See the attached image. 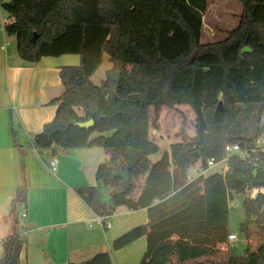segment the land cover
I'll use <instances>...</instances> for the list:
<instances>
[{"label": "trees", "instance_id": "obj_1", "mask_svg": "<svg viewBox=\"0 0 264 264\" xmlns=\"http://www.w3.org/2000/svg\"><path fill=\"white\" fill-rule=\"evenodd\" d=\"M242 3L238 25L225 38L200 41L207 0H9L1 4L10 21L7 35L16 38L19 56L27 62L63 54L80 56L78 65L62 66L63 92L52 100L54 118L32 137L37 151L84 149L93 131H112L105 146L109 161L100 163L96 184L76 187L84 203L98 215L119 206L145 208L148 222L112 241L121 249L141 236L146 251L139 264H264V258L240 253L221 256L226 244L229 202L244 196L239 231L249 238L256 225L264 233V152L229 157L227 171H215L188 182L198 161L220 160L225 145L252 147L264 134V0ZM36 33L35 41H31ZM105 52L111 67L100 85L90 77ZM221 107L216 110L219 102ZM189 105L195 113V135L183 134L156 160L159 145L150 138V108ZM81 110V114L77 109ZM256 116V129L245 136L242 121ZM92 118L86 129L75 123ZM138 151L129 181L113 173L126 168L127 151ZM108 188V202L102 200ZM22 188L15 202L25 198ZM0 264H23L26 241L12 234L1 244ZM112 264L108 252L80 263Z\"/></svg>", "mask_w": 264, "mask_h": 264}, {"label": "crops", "instance_id": "obj_2", "mask_svg": "<svg viewBox=\"0 0 264 264\" xmlns=\"http://www.w3.org/2000/svg\"><path fill=\"white\" fill-rule=\"evenodd\" d=\"M8 1L0 0V249L6 237L19 234L26 241V264L80 263L100 252H108L112 264H139L146 251L145 236L118 250L112 248V241L146 224L147 210L116 207L109 215V222L115 218L114 222L102 227L94 224L97 214L75 191L96 184L97 166L110 159L105 146L112 145L113 132H91L84 149L55 146L37 151L31 144L32 137L55 116L57 104L52 100L64 90L61 67L78 65L80 56L24 61L17 52L16 38L4 30L11 19L1 4ZM53 156L58 163L51 171L47 163ZM19 188L25 199L15 202ZM106 191L102 188V194ZM102 200L108 202L105 195Z\"/></svg>", "mask_w": 264, "mask_h": 264}, {"label": "rangeland", "instance_id": "obj_3", "mask_svg": "<svg viewBox=\"0 0 264 264\" xmlns=\"http://www.w3.org/2000/svg\"><path fill=\"white\" fill-rule=\"evenodd\" d=\"M241 12L242 3L239 0H207V9L202 18L200 41L209 43L225 38L228 32L238 25ZM3 14L7 17V13ZM110 67L111 62L108 60L107 54L103 52L101 65L92 75L91 81L95 85H100L104 79L105 71ZM150 117V138L158 142L160 148L156 155L151 156L152 160L160 157L162 152L169 151L171 143L181 141L183 134L188 137L195 135L196 116L189 105H175L172 108L162 106L157 111L151 107ZM242 123L246 129L245 136H253L257 126L256 116L250 120H244ZM219 170L220 167L217 166L208 171L205 176ZM103 195L108 199L107 191L103 192ZM243 198L242 194H238L229 202V232L235 233L237 238L229 240L227 237L226 244L221 248L220 257L232 252L240 253L246 248L249 261L254 262L258 256L264 258V233L256 225L250 226L248 239H245L240 233L239 225L244 219ZM18 218L22 222V219ZM114 220L115 218H112L110 222L113 223ZM30 252L34 255V252L31 250ZM1 253L2 249H0ZM21 257L22 263L26 264L25 255L22 254Z\"/></svg>", "mask_w": 264, "mask_h": 264}, {"label": "built area", "instance_id": "obj_4", "mask_svg": "<svg viewBox=\"0 0 264 264\" xmlns=\"http://www.w3.org/2000/svg\"><path fill=\"white\" fill-rule=\"evenodd\" d=\"M225 153L226 155L221 158L220 160H216L214 158H210L207 160L206 165H204L202 162L198 161L195 165L191 166L188 170L187 180L188 182L198 178L199 176H205V174L208 173L213 168H216L217 166L220 167V170L218 172H221L224 174L228 169V159L232 155H237L242 158H245L249 152H264V134L258 137L252 147H246L241 148L238 144H227L225 145ZM57 157L53 156L48 161L47 165L51 171H54L56 169L57 165ZM264 188H251L247 192L248 197H254L258 192H263ZM22 218L26 216L25 213L21 214ZM94 224L106 227L108 228L110 226L109 222V215H96L93 219ZM229 240H233L237 238V235L233 232H230L228 234Z\"/></svg>", "mask_w": 264, "mask_h": 264}, {"label": "water", "instance_id": "obj_5", "mask_svg": "<svg viewBox=\"0 0 264 264\" xmlns=\"http://www.w3.org/2000/svg\"><path fill=\"white\" fill-rule=\"evenodd\" d=\"M36 36H37L36 33L33 34L31 41L34 42ZM221 105H222V102L220 101L219 104L217 105L216 110H218L221 107ZM75 124L81 128L88 129L94 124V121L92 118H90L88 120H85L82 122H77ZM127 155H128V162H127L126 168L123 170L115 171L113 173V176L122 178L124 183H127L129 181V178H130L129 171L132 170L136 166V164L138 162V156H139L138 151L134 148H130L127 151Z\"/></svg>", "mask_w": 264, "mask_h": 264}]
</instances>
